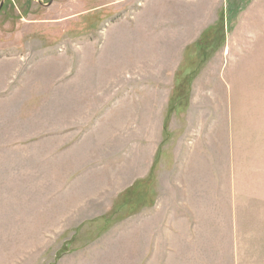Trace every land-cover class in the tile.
<instances>
[{"label": "rangeland", "instance_id": "1", "mask_svg": "<svg viewBox=\"0 0 264 264\" xmlns=\"http://www.w3.org/2000/svg\"><path fill=\"white\" fill-rule=\"evenodd\" d=\"M0 264H264V0H0Z\"/></svg>", "mask_w": 264, "mask_h": 264}]
</instances>
